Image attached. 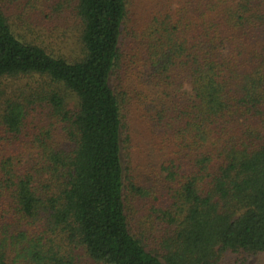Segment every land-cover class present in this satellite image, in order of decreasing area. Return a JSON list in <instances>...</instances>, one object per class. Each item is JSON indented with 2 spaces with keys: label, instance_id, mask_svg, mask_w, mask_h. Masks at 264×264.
<instances>
[{
  "label": "trees",
  "instance_id": "1",
  "mask_svg": "<svg viewBox=\"0 0 264 264\" xmlns=\"http://www.w3.org/2000/svg\"><path fill=\"white\" fill-rule=\"evenodd\" d=\"M260 254L264 0H0V264Z\"/></svg>",
  "mask_w": 264,
  "mask_h": 264
},
{
  "label": "rangeland",
  "instance_id": "2",
  "mask_svg": "<svg viewBox=\"0 0 264 264\" xmlns=\"http://www.w3.org/2000/svg\"><path fill=\"white\" fill-rule=\"evenodd\" d=\"M44 7L47 8V5H44ZM248 264H264V254L251 257L248 261Z\"/></svg>",
  "mask_w": 264,
  "mask_h": 264
}]
</instances>
